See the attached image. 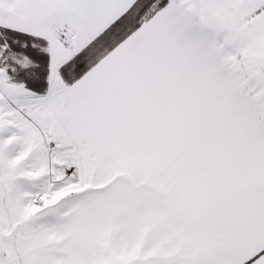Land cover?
<instances>
[{
	"label": "snow or ice",
	"instance_id": "obj_1",
	"mask_svg": "<svg viewBox=\"0 0 264 264\" xmlns=\"http://www.w3.org/2000/svg\"><path fill=\"white\" fill-rule=\"evenodd\" d=\"M0 264H264V0H0Z\"/></svg>",
	"mask_w": 264,
	"mask_h": 264
}]
</instances>
